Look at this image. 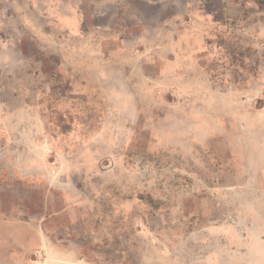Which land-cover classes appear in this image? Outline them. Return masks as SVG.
I'll list each match as a JSON object with an SVG mask.
<instances>
[{"label": "rangeland", "instance_id": "374dc122", "mask_svg": "<svg viewBox=\"0 0 264 264\" xmlns=\"http://www.w3.org/2000/svg\"><path fill=\"white\" fill-rule=\"evenodd\" d=\"M90 234L264 264V0H0V264Z\"/></svg>", "mask_w": 264, "mask_h": 264}, {"label": "crops", "instance_id": "0c3cea01", "mask_svg": "<svg viewBox=\"0 0 264 264\" xmlns=\"http://www.w3.org/2000/svg\"><path fill=\"white\" fill-rule=\"evenodd\" d=\"M253 226L255 230L256 224H253ZM258 232H261V228H259ZM37 234L42 247L45 248L51 245L47 237L38 232ZM90 237V239L79 240L75 250L72 249L73 244L66 245L65 250L62 249V254L57 255L61 259V264H74L75 262L96 264L95 261L97 258H99L100 264H105L106 258L109 256L113 257L109 264H217L218 262L214 260L215 262L213 263L211 257L204 259V256H200L201 258H199L198 252L201 251H194L192 252L193 255H189L188 247L193 242L185 240L173 245L170 242L160 241L155 244L150 240H142L134 244L133 241L121 239L118 241H106L109 245L106 242L102 245L99 237L94 234H90ZM220 243L223 245V241H220ZM227 244L226 242L224 245L225 250H222V254H225V257L221 258L224 261L218 264H261L260 255L256 256L255 250L252 258L240 256L241 261L236 262L233 258L229 257L230 251L228 250ZM200 245L203 246L204 243H200ZM253 246L256 247L255 243ZM134 255L137 260L135 263L133 262ZM51 260L49 259L48 264H51Z\"/></svg>", "mask_w": 264, "mask_h": 264}, {"label": "bare ground", "instance_id": "6f19581e", "mask_svg": "<svg viewBox=\"0 0 264 264\" xmlns=\"http://www.w3.org/2000/svg\"><path fill=\"white\" fill-rule=\"evenodd\" d=\"M74 264H85V263H78V262H76V263H74Z\"/></svg>", "mask_w": 264, "mask_h": 264}]
</instances>
